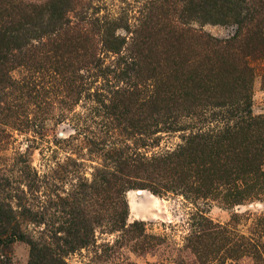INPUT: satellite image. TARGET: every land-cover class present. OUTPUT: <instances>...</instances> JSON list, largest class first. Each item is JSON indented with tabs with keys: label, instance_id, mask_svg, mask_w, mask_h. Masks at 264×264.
<instances>
[{
	"label": "rangeland",
	"instance_id": "rangeland-1",
	"mask_svg": "<svg viewBox=\"0 0 264 264\" xmlns=\"http://www.w3.org/2000/svg\"><path fill=\"white\" fill-rule=\"evenodd\" d=\"M246 1L0 0V201L27 238L66 264H264V0ZM4 239L0 264H28Z\"/></svg>",
	"mask_w": 264,
	"mask_h": 264
},
{
	"label": "trees",
	"instance_id": "trees-1",
	"mask_svg": "<svg viewBox=\"0 0 264 264\" xmlns=\"http://www.w3.org/2000/svg\"><path fill=\"white\" fill-rule=\"evenodd\" d=\"M218 1L216 0V2ZM246 5H248L247 1ZM2 237L5 238V242L20 240L28 243L30 247L28 264H66L63 259V252L60 251L58 245L57 248H53L40 239L27 238L21 232L11 207L0 201V239ZM62 241L68 252L74 250L77 246L82 247L86 244V240L79 234L78 230L74 231L70 238L62 239Z\"/></svg>",
	"mask_w": 264,
	"mask_h": 264
}]
</instances>
